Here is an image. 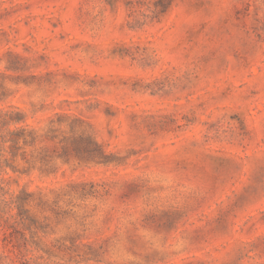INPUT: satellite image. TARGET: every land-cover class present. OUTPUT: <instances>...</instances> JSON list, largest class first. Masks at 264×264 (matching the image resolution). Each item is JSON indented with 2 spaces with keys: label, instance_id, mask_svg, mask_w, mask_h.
Returning <instances> with one entry per match:
<instances>
[{
  "label": "rangeland",
  "instance_id": "374dc122",
  "mask_svg": "<svg viewBox=\"0 0 264 264\" xmlns=\"http://www.w3.org/2000/svg\"><path fill=\"white\" fill-rule=\"evenodd\" d=\"M0 264H264V0H0Z\"/></svg>",
  "mask_w": 264,
  "mask_h": 264
},
{
  "label": "trees",
  "instance_id": "16d2710c",
  "mask_svg": "<svg viewBox=\"0 0 264 264\" xmlns=\"http://www.w3.org/2000/svg\"><path fill=\"white\" fill-rule=\"evenodd\" d=\"M158 5L159 6L154 4V9H151V12L154 15L165 12L169 7L170 2ZM157 7H160V10ZM14 115L15 116L10 117V121L13 123L24 122V124L16 126L14 130L10 131V137L3 140L4 142L9 141L11 148H18L19 146L17 144L20 142H22V145L24 146H31L38 140H44L53 146V151H57V146H59L60 151L56 153L57 157L62 159H69L70 157H73L90 163H100L106 161L107 154L105 153L103 146L89 135H86V137L80 135L77 137L64 136L62 138H58L55 133L56 129L52 126H50L43 134H39L25 122L26 118L23 112L17 110ZM50 122H52V120ZM58 123L60 124V120Z\"/></svg>",
  "mask_w": 264,
  "mask_h": 264
}]
</instances>
